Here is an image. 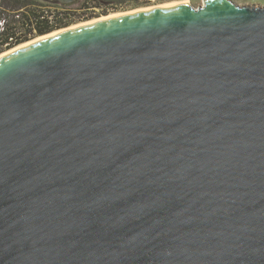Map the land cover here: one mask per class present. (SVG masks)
<instances>
[{
    "label": "water",
    "instance_id": "1",
    "mask_svg": "<svg viewBox=\"0 0 264 264\" xmlns=\"http://www.w3.org/2000/svg\"><path fill=\"white\" fill-rule=\"evenodd\" d=\"M63 30L0 55V264H264V4Z\"/></svg>",
    "mask_w": 264,
    "mask_h": 264
},
{
    "label": "trees",
    "instance_id": "2",
    "mask_svg": "<svg viewBox=\"0 0 264 264\" xmlns=\"http://www.w3.org/2000/svg\"><path fill=\"white\" fill-rule=\"evenodd\" d=\"M40 6L37 0H0V55L74 24L58 17L51 24Z\"/></svg>",
    "mask_w": 264,
    "mask_h": 264
},
{
    "label": "flooded vegetation",
    "instance_id": "3",
    "mask_svg": "<svg viewBox=\"0 0 264 264\" xmlns=\"http://www.w3.org/2000/svg\"><path fill=\"white\" fill-rule=\"evenodd\" d=\"M47 1H49L45 2L47 4H56L60 6L70 7L71 9L75 10H81L83 17L82 15H80V17L77 16V18L72 21L68 20L69 22L77 23L79 21L107 17L112 13L118 15L116 13L150 6L159 0H76L70 5L63 4L60 0Z\"/></svg>",
    "mask_w": 264,
    "mask_h": 264
},
{
    "label": "rangeland",
    "instance_id": "4",
    "mask_svg": "<svg viewBox=\"0 0 264 264\" xmlns=\"http://www.w3.org/2000/svg\"><path fill=\"white\" fill-rule=\"evenodd\" d=\"M37 1H40L41 3H43L44 5H48L47 3L45 2H49L47 0H37ZM183 1H187L189 2V4L193 5L194 7H199V6H203L204 4V0H159V1H156L155 3H153L152 5L150 6H146V7H140L138 9H133V10H130V11H125V12H120V13H116V14H123V13H127V12H131V11H135V10H141V9H147V8H152V7H157V6H161V5H168V4H171V3H174V2H183ZM236 3L238 4H241V5H252V4H264V0H234ZM51 5H56V4H51ZM58 6V5H57ZM111 15H115V14H110L109 16ZM108 17V16H107ZM104 18V17H102ZM97 19H101V18H96V19H92V20H84V21H79L77 23H74L73 25L69 26V27H74L76 25H79V24H82V23H88V22H91V21H94V20H97ZM63 29H66V28H63ZM63 29H60V30H63ZM60 30H56L52 33H55V32H58ZM50 33V34H52ZM48 35V34H47ZM41 37V36H40ZM39 38V37H37ZM35 38V39H37ZM34 39V40H35ZM26 44V43H24ZM14 49V48H13ZM8 52V51H7ZM4 54V53H3Z\"/></svg>",
    "mask_w": 264,
    "mask_h": 264
},
{
    "label": "built area",
    "instance_id": "5",
    "mask_svg": "<svg viewBox=\"0 0 264 264\" xmlns=\"http://www.w3.org/2000/svg\"><path fill=\"white\" fill-rule=\"evenodd\" d=\"M41 10L45 12L44 17H48L49 22L51 24L55 23V20L58 18L60 19H64L65 21H72L75 18H77V15H79L78 17H80V15H82V11L77 9H71L70 7H66V6H60V5H44V6H40ZM83 17V15H82Z\"/></svg>",
    "mask_w": 264,
    "mask_h": 264
},
{
    "label": "bare ground",
    "instance_id": "6",
    "mask_svg": "<svg viewBox=\"0 0 264 264\" xmlns=\"http://www.w3.org/2000/svg\"><path fill=\"white\" fill-rule=\"evenodd\" d=\"M183 3H189V2H187V1H183V2H174V3H171V4H168V5H161V6H157V7H152V8H147V9H154V8H162V7H167V6H172V5H179V4H183ZM143 10H146V9H141V10H137V11H133V12H131V13H134V12H139V11H143ZM121 15H124V14H118V15H111V16H108V17H104V18H101V19H97V20H94V21H91V22H98V21H100V20H107V19H110V18H112V17H118V16H121ZM91 22H88V23H82V24H79V25H76V26H74V27H70V28H77V27H81V26H84V25H86V24H89V23H91ZM62 31H64V30H62ZM62 31H58V32H55V33H52V34H50L49 36H45V37H50V36H52V35H56V34H58V33H61ZM45 37H39V38H37V39H35L34 41L36 42V41H39V40H41V39H44ZM27 45V44H26ZM24 46V45H23ZM20 47H22V46H20ZM5 55V54H4Z\"/></svg>",
    "mask_w": 264,
    "mask_h": 264
}]
</instances>
